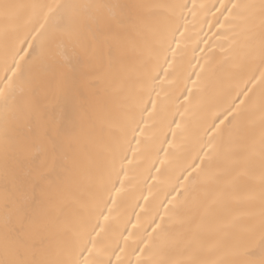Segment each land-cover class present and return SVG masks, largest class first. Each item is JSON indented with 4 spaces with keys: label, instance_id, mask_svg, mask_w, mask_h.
<instances>
[{
    "label": "snow or ice",
    "instance_id": "snow-or-ice-1",
    "mask_svg": "<svg viewBox=\"0 0 264 264\" xmlns=\"http://www.w3.org/2000/svg\"><path fill=\"white\" fill-rule=\"evenodd\" d=\"M0 20V264H264V0H0Z\"/></svg>",
    "mask_w": 264,
    "mask_h": 264
},
{
    "label": "bare ground",
    "instance_id": "bare-ground-1",
    "mask_svg": "<svg viewBox=\"0 0 264 264\" xmlns=\"http://www.w3.org/2000/svg\"><path fill=\"white\" fill-rule=\"evenodd\" d=\"M14 2L16 3H43V2H52V0H14ZM60 2H78V3H84V2H106V3H181L183 2V0H60ZM190 2V0H189ZM198 2H203L206 4H212V3H217V0H198ZM225 2H227V0H225ZM197 31H199V28L196 29ZM213 31H215V29H213ZM204 33H208L209 36H211V33L208 32V27L207 25H204L203 27V32L200 33V36L202 38L204 37ZM229 38L231 36V34L229 33ZM2 39H3V21L0 20V57H2L3 53H2ZM213 41L215 42L214 46L211 48V50L208 49V47L204 44L201 43L200 44V48H204L205 51L204 52H200L199 49L197 50V52L195 53V56L197 58H201L204 57L206 58L209 63H211L213 66H216L220 60L222 59V53L220 50V45L224 44L225 46H227V40H225L224 38H221L219 40H217L215 37H213ZM213 41H209L210 44L213 43ZM189 55L191 56V53H189ZM193 63H195V61H193ZM201 63H205V59H201ZM59 70L64 71V72H69L71 71V69L67 66L64 65L62 68H60ZM201 113H190L188 116V119L191 122V132L189 133V135H192L195 132V129L197 127V121L201 118ZM256 128H255V138L257 141V145L259 143V137H260V127H259V113L257 112L256 114ZM194 154V153H193ZM190 162V161H189ZM164 179V178H162ZM0 183H2V174H0ZM136 181L133 180V187L135 186ZM144 194L148 195V191L147 188L144 189ZM153 196L156 198L155 199V203L158 205L159 201L164 199V186L160 187V188H154L153 189ZM170 198V197H169ZM150 199H152V197H150ZM127 207V206H125ZM124 211V208L120 209V212L122 213ZM130 211V209H129ZM137 211H139V209H137ZM163 208L160 209L161 214H163ZM0 215H2V203H0ZM114 215H119V213H115ZM133 219H135V217H133ZM150 221V217L147 218H142V223L144 224V226H147V223ZM129 227H131V225H129ZM149 231H151V229H149ZM110 243L112 245V247H115L116 244V240L112 239L110 240ZM119 243L121 245V247L124 246V242L123 240H119ZM129 243H132V241H129ZM117 252H119V250L117 249ZM128 252L129 249H126L125 252L123 253H119L120 255V259L127 261V259L129 258L128 256ZM107 258V256L105 257V259ZM113 260V264H116V256H112L111 257ZM131 259L133 260V262L135 261V256H132Z\"/></svg>",
    "mask_w": 264,
    "mask_h": 264
}]
</instances>
